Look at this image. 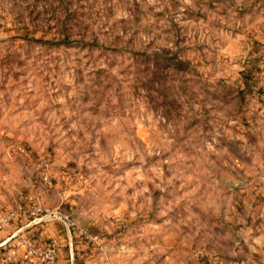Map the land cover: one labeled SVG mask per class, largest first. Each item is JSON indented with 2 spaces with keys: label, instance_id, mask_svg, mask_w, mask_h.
I'll return each mask as SVG.
<instances>
[{
  "label": "rangeland",
  "instance_id": "rangeland-1",
  "mask_svg": "<svg viewBox=\"0 0 264 264\" xmlns=\"http://www.w3.org/2000/svg\"><path fill=\"white\" fill-rule=\"evenodd\" d=\"M7 212L0 264H264V0H0Z\"/></svg>",
  "mask_w": 264,
  "mask_h": 264
},
{
  "label": "built area",
  "instance_id": "built-area-1",
  "mask_svg": "<svg viewBox=\"0 0 264 264\" xmlns=\"http://www.w3.org/2000/svg\"><path fill=\"white\" fill-rule=\"evenodd\" d=\"M15 214L14 213H2L0 214V232L4 231L6 228L11 226L12 220L14 219ZM40 252L35 253L34 256L39 257L40 260H42L46 264H54L59 247L58 244L55 241H52L50 244L44 247H38ZM13 259L10 257L9 261H12ZM14 263V262H13ZM16 264V263H15Z\"/></svg>",
  "mask_w": 264,
  "mask_h": 264
},
{
  "label": "trees",
  "instance_id": "trees-1",
  "mask_svg": "<svg viewBox=\"0 0 264 264\" xmlns=\"http://www.w3.org/2000/svg\"><path fill=\"white\" fill-rule=\"evenodd\" d=\"M66 42H70L68 39H66ZM137 54V56H140V55H142L141 53H136Z\"/></svg>",
  "mask_w": 264,
  "mask_h": 264
}]
</instances>
